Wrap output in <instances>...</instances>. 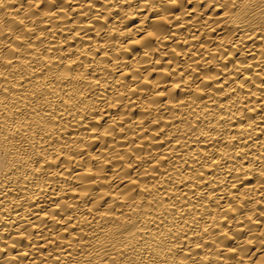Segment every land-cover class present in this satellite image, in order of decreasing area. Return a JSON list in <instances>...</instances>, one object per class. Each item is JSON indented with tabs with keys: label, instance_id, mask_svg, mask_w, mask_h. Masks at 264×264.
<instances>
[{
	"label": "bare ground",
	"instance_id": "bare-ground-1",
	"mask_svg": "<svg viewBox=\"0 0 264 264\" xmlns=\"http://www.w3.org/2000/svg\"><path fill=\"white\" fill-rule=\"evenodd\" d=\"M0 264H264V0H0Z\"/></svg>",
	"mask_w": 264,
	"mask_h": 264
}]
</instances>
